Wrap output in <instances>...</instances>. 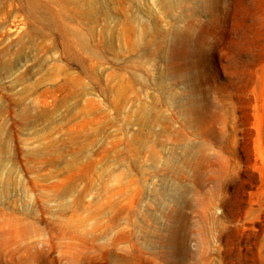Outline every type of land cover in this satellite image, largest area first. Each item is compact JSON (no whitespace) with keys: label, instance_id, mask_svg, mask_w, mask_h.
Returning a JSON list of instances; mask_svg holds the SVG:
<instances>
[{"label":"rangeland","instance_id":"obj_1","mask_svg":"<svg viewBox=\"0 0 264 264\" xmlns=\"http://www.w3.org/2000/svg\"><path fill=\"white\" fill-rule=\"evenodd\" d=\"M0 264H264V0H0Z\"/></svg>","mask_w":264,"mask_h":264},{"label":"bare ground","instance_id":"obj_2","mask_svg":"<svg viewBox=\"0 0 264 264\" xmlns=\"http://www.w3.org/2000/svg\"><path fill=\"white\" fill-rule=\"evenodd\" d=\"M168 33V32H167ZM160 40V39H159ZM144 43V42H143ZM152 43V42H151ZM151 43H150V45H151ZM146 45V44H145ZM157 46V45H156ZM154 48H156V47H154ZM159 48V47H158ZM158 48H157V50H158ZM140 49V48H139ZM167 49V48H166ZM156 50V49H155ZM156 50V51H157ZM155 52V51H154ZM162 59V58H161ZM168 68V67H167ZM165 78V77H164ZM168 78V77H167ZM158 81V80H157ZM163 83H164V81H163Z\"/></svg>","mask_w":264,"mask_h":264}]
</instances>
